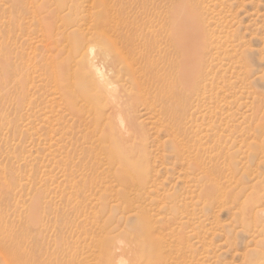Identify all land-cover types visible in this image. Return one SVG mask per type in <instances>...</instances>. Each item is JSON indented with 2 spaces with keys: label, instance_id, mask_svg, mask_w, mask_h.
Returning a JSON list of instances; mask_svg holds the SVG:
<instances>
[{
  "label": "rangeland",
  "instance_id": "1",
  "mask_svg": "<svg viewBox=\"0 0 264 264\" xmlns=\"http://www.w3.org/2000/svg\"><path fill=\"white\" fill-rule=\"evenodd\" d=\"M67 1L38 4L59 7L71 27ZM85 1L87 18L102 17L99 0ZM145 1L146 10L133 6V21L141 36L162 32L155 48L163 71L173 73L163 35L170 6L201 34L198 61L188 60L198 64L182 69L175 103L153 91L138 95L108 39L89 41L116 70L111 86L126 90L112 113L109 95L104 102L91 91L79 53L71 62L62 44L52 46L62 37L41 31L14 0H0V248L17 244L21 262L264 264V0ZM102 2L116 10L115 0ZM156 11L166 13L159 19ZM138 42L136 65L153 48ZM52 55L75 70L70 90L55 89Z\"/></svg>",
  "mask_w": 264,
  "mask_h": 264
},
{
  "label": "bare ground",
  "instance_id": "2",
  "mask_svg": "<svg viewBox=\"0 0 264 264\" xmlns=\"http://www.w3.org/2000/svg\"><path fill=\"white\" fill-rule=\"evenodd\" d=\"M14 1L17 4L18 13L22 14L23 12L27 13V11H28L32 20H35L37 22L38 27L41 31H43L44 33L47 32V33H49L55 37H57V36L62 37V42L60 44H58V39L53 42L52 46H53V48H55V51H58V50L60 51V48H66L65 51L67 53H69L71 56V58H70L71 62H74V59H76L75 58L76 53H79L80 57L83 58L85 63H86V66H87V68L85 69L86 74L88 76H90L92 79V83L90 85L91 91L94 93L95 96H97L99 99H101L104 102L107 99L106 95H109L110 101L109 102L107 101V102H108V108L111 110L112 113L120 112V109L122 108V104H123V100H122L124 98L123 94L127 95L126 90L122 89L121 92H117V90L113 86H111L112 85L111 78H116L115 77L116 76V73H115L116 70L114 69L115 70L114 71L112 66H107L105 68L104 64L106 63V61L108 59L106 53L104 54L105 50L99 49V52H98L99 54L95 53L94 46L88 45L89 41L95 40V38H99L101 36H104L108 39V45H109L108 47L111 50H113L116 54H119V56L124 61H126L128 63V67L131 70L133 81L135 84V89L137 90L136 92L138 95L140 93L142 94L143 92L153 91L154 93H156V95L158 97H160L159 95L161 94V97L164 100L173 99L175 103H177V100L175 99V97H176L175 93L177 91L181 90V88H179V90H178V84H180L179 80H180V78H182L181 76H182L183 70L185 69L186 72H188V74H189V73H191V71H193V69L198 64L196 62L198 61V58H197L198 49L200 47V42L202 41V37H201V34L200 35L197 34V30H198L197 27H195V25L193 26V25H191V23H189V19H188L189 15L184 14L180 7H177V6L171 7L170 6L168 8L167 13H169L170 15L169 16L166 15V18H168L169 20L167 22L165 21L166 23H165V25H163V28H164L163 35H165L164 38H166V40L168 39L167 42H169L170 46L173 49L172 55H170L168 60H167L168 65L171 68V70L173 71V73H165V70L163 71L162 67L160 66L162 63L165 62V59H163L162 57H159V50L156 51V48H155V44L157 42H159V38H160L159 36H162L161 35L162 32L159 35L156 32H152V33L149 32L148 33L149 35H147L146 37L141 36L138 32V31H140V29L137 28L138 26H135L138 22L136 23L133 21L134 19H136L135 17L133 19V14H134L132 12L133 6L135 5V6H137V8L139 7L142 10H146L145 8L147 6V2L145 0H115L116 5L114 4V6H116V10H113L114 13H113L112 9L111 10L109 9L110 7L108 8L106 6L107 4H111L110 2L105 3L106 5H104L102 0H99V2H101V5L103 6L104 9H103L102 17H100L99 15H95V18H92V17L87 18V15H89V13H90L89 12V9H90L89 6L87 7L86 10L83 9L84 11H81V9L83 8V4L87 3V1H85V0L84 1L83 0H68L67 2H69L72 5L71 11H72V15L74 16L73 17L74 23L71 25V27L63 24L64 23L63 17L61 16V13L59 11V7L57 8L56 5L52 9H47V7L46 8L44 7V4L42 2L40 4H38L39 0L38 1L37 0H14ZM95 1L96 0H88V3L94 4ZM66 6H67V9L70 10V6H68V3ZM114 6H112V8ZM156 6H157V4H156ZM101 7H99V8H101ZM67 9H65V10H67ZM158 9H159V7H158ZM91 10H95V9H91ZM151 10L155 11V8L151 9ZM165 10H166V8H165ZM110 11H112V13ZM82 12H85L86 14L85 13L84 14L86 16H82L81 15ZM157 12L159 13V11H156L155 13L157 14ZM164 12L166 13V11H164ZM94 13H95V11H94ZM136 14H137V12H136ZM164 14H162V15H164ZM62 15H64V14H62ZM148 15H150V14H148ZM159 15H161V14L159 13ZM162 15L160 16L159 19L163 18ZM144 16L145 15H143V18H145ZM192 16L194 18H199V17H196L195 14H193ZM192 16H191V18H192ZM146 17L148 18V16H146ZM156 17H159V16L157 15ZM166 18H164V19H166ZM14 20H16V19H14ZM65 20H66V18H65ZM145 20H146V18H145ZM57 23H60V24L58 25ZM159 23H161V22H159ZM148 24H149V22L147 23V25ZM141 25H142V23H141ZM38 27H37V29H38ZM70 28H73L74 30H72V31H74L76 34L74 41H72L70 39V32H71L69 30ZM148 28H150V27L148 26ZM151 28H153V26ZM203 38L206 39V37H203ZM139 39H142L144 42H146L148 44V46L152 45L153 48H151V50L149 49L148 52L145 51L143 54H141L139 57L140 63H137V65H136V62H133L135 60L134 55L136 54V53L134 54V51L137 48L136 43L139 41ZM42 43H43V41H42ZM46 43H47V41H46ZM138 43L140 44L141 42H138ZM48 45H46V46H48ZM59 45H61L62 47ZM57 46H59L60 48L58 47L59 49H57ZM139 46H141V45H139ZM142 47H143V44H142ZM54 52H52V53H54ZM63 55H65V54H63ZM99 55L100 56L102 55V57L100 58ZM195 56L197 58V61L195 59L194 60L195 62H192ZM165 57H166V55H165ZM51 58H49V60H51V62H50L51 65L49 63V65L51 66V74H50L51 77H50V79L52 78V82H53L55 89H57V91H62V89H63L62 87L67 86V88L70 90V88H72V85H74L73 82L71 81L72 80L71 74H73L75 70L74 71L71 70V66L69 68L66 66L65 59H63L61 61L59 58L58 62H61V63L58 64L59 65L58 66L57 65L58 62L55 63L54 56H53V59H51ZM188 60H192V61L189 62ZM203 62H202V64H203ZM48 74H49V71H48ZM185 74L186 73H184L183 75L185 76ZM122 92H123V94H122ZM162 92H163V95H162ZM143 95H144V93H143ZM158 97H155V101L160 103V100H158ZM144 104H145V102H144ZM93 119H95V118H93ZM117 123L121 128H123L121 120H119ZM123 124H124V122H123ZM125 130H127V129H125ZM8 238L10 239V237H8ZM12 238H11V240H12ZM2 239H3V233L0 230V244H1V241H3ZM7 243L6 244L4 243V244L7 245ZM15 243H17V242H15ZM155 244H154V246L156 247ZM5 245L2 247L6 248L7 246H5ZM15 246H16L15 248L17 250V244ZM11 248H10L9 252H4V249L0 250V256H2V258H3L2 261L5 262V264H28L26 262L25 263L21 262V260L19 261L18 257H17L18 252L16 250H13V249L11 250ZM26 249H27V246H26ZM153 249H154V247H153ZM15 251L17 252V254ZM154 251H155V249H154ZM157 252L156 253L154 252V253L157 254ZM21 254L22 253L19 252V256ZM110 255H108L106 258V262H108V263L111 262ZM159 255L157 256V259L159 258ZM22 256L24 257L25 255H21L20 257L23 258ZM153 258H154V256H153ZM27 259L29 260L30 258H27ZM32 260H33V258H32ZM29 261H31V260H29ZM29 261H27V262H29ZM155 261L156 260L154 258V263H155ZM158 261H159V259L157 260V262Z\"/></svg>",
  "mask_w": 264,
  "mask_h": 264
}]
</instances>
